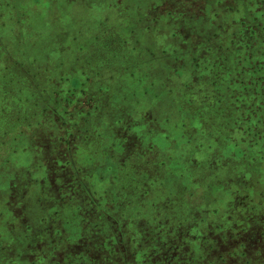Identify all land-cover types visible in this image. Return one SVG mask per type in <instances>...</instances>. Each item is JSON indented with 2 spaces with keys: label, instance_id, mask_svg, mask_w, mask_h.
I'll return each mask as SVG.
<instances>
[{
  "label": "rangeland",
  "instance_id": "obj_1",
  "mask_svg": "<svg viewBox=\"0 0 264 264\" xmlns=\"http://www.w3.org/2000/svg\"><path fill=\"white\" fill-rule=\"evenodd\" d=\"M0 264H264V0H0Z\"/></svg>",
  "mask_w": 264,
  "mask_h": 264
}]
</instances>
